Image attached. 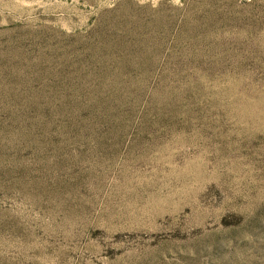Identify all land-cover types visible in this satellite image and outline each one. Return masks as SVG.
I'll return each instance as SVG.
<instances>
[{
	"label": "rangeland",
	"instance_id": "374dc122",
	"mask_svg": "<svg viewBox=\"0 0 264 264\" xmlns=\"http://www.w3.org/2000/svg\"><path fill=\"white\" fill-rule=\"evenodd\" d=\"M0 264H264V0H0Z\"/></svg>",
	"mask_w": 264,
	"mask_h": 264
}]
</instances>
